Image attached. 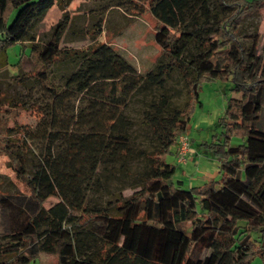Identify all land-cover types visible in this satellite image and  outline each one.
<instances>
[{"label":"trees","instance_id":"trees-1","mask_svg":"<svg viewBox=\"0 0 264 264\" xmlns=\"http://www.w3.org/2000/svg\"><path fill=\"white\" fill-rule=\"evenodd\" d=\"M110 1L103 14L156 20L161 56L145 74L106 42L60 46L72 0H0V67L10 47L30 43L17 66H33L42 92L0 102V154L29 188L0 189V264H38L40 253L56 264H264V58L260 34L250 45L240 34L264 0ZM56 5L63 19L38 46L33 27ZM182 35L190 39L178 55ZM59 65L67 70L57 84ZM175 75L188 95L182 106ZM217 79L238 95L219 118L220 136L201 145L220 178L186 188L167 156L178 157L202 83ZM27 110L34 127L10 124ZM50 197L58 202L47 208Z\"/></svg>","mask_w":264,"mask_h":264},{"label":"rangeland","instance_id":"rangeland-1","mask_svg":"<svg viewBox=\"0 0 264 264\" xmlns=\"http://www.w3.org/2000/svg\"><path fill=\"white\" fill-rule=\"evenodd\" d=\"M111 3L110 0H72L65 11L69 14L68 25L64 32L60 46L66 49L86 48L95 43H109L120 54L133 64L138 71L145 72L152 69L154 64L161 56L160 48L154 40L156 20L149 12L139 15L127 16L126 13L118 9H113L104 13V7ZM64 11L57 5L54 6L46 16L35 23L33 33L37 37V45H44L51 37L52 31L57 23L63 19ZM102 22L103 33L96 35L98 24ZM260 34V44L258 55L264 58V9L257 15H251L241 22L240 34L246 45L251 44L255 34ZM189 36L182 35L176 45V53L180 55L189 41ZM26 46L15 45L7 50L8 64L0 67V102L1 100H11L14 98H25L31 94L33 98L41 96L40 84L31 77L34 72L33 66L27 61H22L17 66V62L29 55L30 43ZM51 72L53 81L61 83V76L66 72L65 65L53 67ZM179 77L173 76L169 84L181 88L182 96H178L175 101L180 106L187 100L186 90L181 82H177ZM232 82L229 80L204 81L199 93L200 104L196 107L189 118V124L186 134L191 144L200 152V155L206 157L209 161H219L211 153L204 152L201 148L203 141H212L215 135L221 134V128L217 125L219 118L225 113L228 101L233 96H238L232 91ZM139 105L132 106L128 113L134 118L138 116ZM36 115L31 110L22 112L16 120L11 121V125H30L37 123ZM261 127L264 128V118L261 121ZM241 140L234 138L233 145H238ZM167 161L177 167L174 180L177 178L184 181V187H194L205 183L210 177L208 174L209 165L201 162L202 168H198L191 158H187L186 164L177 163L172 154L167 156ZM205 164V165H204ZM208 166H207V165ZM206 173V174H205ZM183 176V177H182ZM206 177V178H205ZM216 179L220 178L217 174ZM0 189L5 191H19L24 194L29 193V188L20 183L16 173L9 164V158L0 154ZM132 190L124 192L129 196ZM58 199L50 197L45 206L49 208L57 203ZM3 236V230L0 219V239ZM226 245H231L233 238L225 236ZM38 264H56V257L40 253L36 259ZM73 264H78L76 261ZM255 264H261L256 260Z\"/></svg>","mask_w":264,"mask_h":264},{"label":"crops","instance_id":"crops-1","mask_svg":"<svg viewBox=\"0 0 264 264\" xmlns=\"http://www.w3.org/2000/svg\"><path fill=\"white\" fill-rule=\"evenodd\" d=\"M173 157L175 158L177 163L186 164V162H187V159H186L185 162H179L177 155H174ZM187 158H191L193 163L195 162L198 168H202L203 167V165L200 164L201 162H205V163H207L209 165V167L205 166V169L209 168L208 170H210V172L207 169L206 170L208 171V174L210 176H212V177H210L207 181H209L210 179L216 178L215 176L217 174H219V171H220V169H219V161H217V160H214L213 162L209 161L206 157L200 155V152L194 147L193 144H191V150H190ZM177 180H180V179L177 178ZM207 181H205V182H207Z\"/></svg>","mask_w":264,"mask_h":264},{"label":"built area","instance_id":"built-area-1","mask_svg":"<svg viewBox=\"0 0 264 264\" xmlns=\"http://www.w3.org/2000/svg\"><path fill=\"white\" fill-rule=\"evenodd\" d=\"M191 150V142L187 134L180 136L178 147V161L185 162Z\"/></svg>","mask_w":264,"mask_h":264}]
</instances>
